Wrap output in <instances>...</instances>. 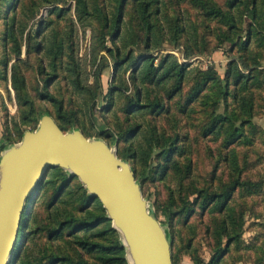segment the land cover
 <instances>
[{
  "label": "rangeland",
  "instance_id": "obj_1",
  "mask_svg": "<svg viewBox=\"0 0 264 264\" xmlns=\"http://www.w3.org/2000/svg\"><path fill=\"white\" fill-rule=\"evenodd\" d=\"M204 1L220 7L225 13H232L236 18L238 32L243 36L238 37L237 41L247 40L246 31L250 28L251 19L244 14L243 3L231 6V0ZM258 2L264 8V0ZM75 3V0H14L8 6V11H5V3L0 2V72L5 68L4 60L11 59L8 65L10 76L11 65L17 60L16 42L12 38L7 42L5 40V21L13 17L22 48V71L26 76V91L35 107L36 116L41 119L48 112L56 115L57 104L50 95L63 100L66 110L76 112L77 120L87 130L88 138L104 139L117 150L118 156L121 153L128 155V159L124 160L136 169L137 175L146 172L144 180L138 179V182L150 208L168 232L176 264H194L196 259L209 264L214 256H220L219 262L215 264H264L262 34L254 35L245 47L236 46L227 39L232 31V23L227 18L207 16V9L190 0H160V12L157 16L153 13L152 18L157 26L164 27L165 39H157V46L162 45L160 48H155L152 44L147 50L144 49L147 34L138 26L135 4L133 0H129L116 42L109 35L102 44L99 17L90 16L82 22L79 21L75 14ZM101 4H107L110 15L115 11V2L112 0H107L106 3L102 1ZM100 6L104 8L103 5ZM90 7L93 8L92 1ZM53 8H65L67 11L59 16L57 12L50 13ZM166 10L169 16L164 13ZM34 11H37L36 16ZM72 20L74 24L71 23ZM175 20H180V24L185 27L179 45L171 43ZM259 22L264 28V14L261 11ZM23 24H27V28L22 34ZM38 28L42 29V33L35 37ZM156 32H159L158 28ZM29 34L32 38L27 40ZM55 35L57 39L53 38ZM136 35L142 40V48L138 51L134 50L137 47L127 43ZM58 41H63L64 47L56 75L51 66L53 56L49 54V50L54 48L56 51ZM189 45L193 46L196 53L187 58L184 51ZM108 48L114 50V53L120 49V56L116 53L111 55ZM128 52L133 54L131 60L116 70V63ZM142 53L155 56V66L163 61L165 66H173L174 60L179 64H186V75L177 93H173L177 82L175 78L168 79L160 87L150 84V80L141 85L147 93L144 101L161 102L162 107L157 115L148 110L128 112L129 100L126 96L134 95L139 86L133 79V75L137 73L134 59ZM103 57L106 58L108 66L102 75L99 96L92 105L93 108H90L89 93L85 88L77 87L74 80L78 76L80 85H96L97 72L104 62ZM241 58L253 66L251 70L241 67L244 75L250 76L242 79L246 82L245 85L238 83L229 73L230 64L241 61ZM76 62L79 64L78 75L73 69ZM138 75L142 76L140 73ZM210 76L214 79H209ZM47 78L51 81L48 88H45ZM225 92L228 95L224 96ZM111 93L114 96L113 103H110ZM240 96L252 102V116L246 115L247 119L239 122L245 124L244 135L234 144H229L225 130L228 122L224 124L225 128H221V133L208 130L217 120L216 117L226 111L229 115L243 114ZM28 107L17 100L13 90L4 112L3 136L12 139L8 147L21 142L22 130H33V123L22 124L25 108ZM17 123L19 126L15 125ZM138 126L139 130L129 139L121 137V132ZM154 129L162 136L160 144H164V147L167 138H176V149L171 156L166 155L160 148L150 150L147 138ZM231 149L239 158L243 170L242 180L251 184L233 191L226 200H212L211 193L223 191L232 180L227 161ZM148 151L150 157L140 156L141 152ZM53 170L49 171L46 180L58 177L59 189L45 185L30 203L31 212L24 228L28 235L23 248L26 253L38 256L43 254L44 248L49 247L50 251L59 248L75 257L76 249L70 242V230L79 223L81 217H85L87 210L95 211L93 202L96 199L91 197V202L84 201L86 194L91 195L82 181L78 177H71L63 168L66 176ZM171 204L174 206L169 208ZM164 208L176 213L171 218L167 217L163 213ZM229 215L234 217L237 225L243 223V227L237 226V231H241L242 235L233 242H228L227 237H224L222 248L225 253L221 256L217 249L220 241L219 228L223 223L228 224L231 221ZM71 217L76 219L71 228H66L63 235L51 236L57 220ZM104 227L100 225L99 228ZM95 231L94 229L90 232ZM20 246L19 244L18 249ZM77 254H82V251L79 250ZM85 256L91 258L88 254ZM125 257L130 264L127 253Z\"/></svg>",
  "mask_w": 264,
  "mask_h": 264
},
{
  "label": "trees",
  "instance_id": "obj_2",
  "mask_svg": "<svg viewBox=\"0 0 264 264\" xmlns=\"http://www.w3.org/2000/svg\"><path fill=\"white\" fill-rule=\"evenodd\" d=\"M14 0H0V2L5 3L6 10L8 11V6L11 5V3ZM93 2V8L90 7V2ZM100 1V3H99ZM104 1L106 3L107 0H75V14L79 21H84L86 18L90 16H98L99 22H100V35H101V41L102 44L105 43L106 38L108 36H111L112 41L115 43L117 38L119 37L120 28L123 24V17L126 13V7L129 3V0H112L115 2V11L110 15L109 11L107 10V4H101V2ZM181 2V0H177ZM192 3L202 6V8L207 9L206 15L207 16H218V17H224L231 21L232 26L230 27L231 32H229V35L227 36V39L232 42V44L236 46L242 45L243 47L247 46V43L250 41V39L257 34H262L264 37V28L259 22V13L264 14V8H261L259 5V0H231V6H235L238 3L244 4V14H247V17L251 19L250 28L246 31L247 40L237 41L238 37H243L242 34L239 31L238 25L236 23V18L232 13H225L220 7L211 5L209 2H206L204 0H190ZM43 2H51V0H43ZM160 0H133V3L135 4V17L137 19V24L140 27L141 30L145 31L146 41H145V47L144 49L149 50L151 45L153 44L155 48H160L162 45L160 44L157 46V39H165L164 34V27L157 26L156 23L153 21L152 15H158L157 13L160 12V5L158 3ZM100 5H103L101 7ZM11 7V6H10ZM156 7V8H155ZM67 9L65 8H53L50 13L57 12L59 16L63 15ZM154 11V12H153ZM169 16V12L166 10L164 12ZM37 11H34V16H36ZM72 24H74V21H71ZM6 29H5V40L6 42L9 41V38H12L16 42V56L17 60L11 65V75L9 76V69L8 65L11 61V59H5L4 65L5 68L1 70L0 72V85H3L5 87L8 86L9 82L11 84L12 89L15 91V95L17 100L22 103L25 106H29L27 109L25 108L22 124L27 123H33L34 126L32 127L33 130L36 129V126L40 122V118L36 116L35 107L33 106V103L30 101L29 96L26 91V76L24 75L22 71V64L23 61L21 58L22 55V48L19 44L18 35H17V29L15 28V19L12 17L11 20L5 21ZM27 28V24H23V29L21 30V33L23 34L24 31ZM156 28H158L159 32H156ZM174 35L171 38V43L179 45L180 44V38L181 33L184 32L185 27L180 24V20H175L173 22ZM42 29L38 28L35 37H38V35H41ZM24 36V35H23ZM32 38V36L29 34L27 36V40ZM53 38L57 39V36H53ZM55 43V42H54ZM129 46H133L134 48L137 47V49H134L135 51H138V49L142 48V40L140 36L136 35L134 39H131L130 42H127ZM58 46V49L55 51L54 48H50L49 54H51L53 57V60L51 61V66L53 68V71L57 70L58 61L63 53V47L64 43L63 41H58L56 43ZM111 55L120 56L121 50L118 49L115 51L111 48L107 49ZM133 51V50H132ZM194 53L193 46H188L187 49H185L184 54L187 58L191 57ZM134 54V51H133ZM132 53H126L125 56L119 60L115 68L118 70L121 66H123L125 63H127L129 60H131ZM97 59V57H96ZM103 63L101 67L98 69L97 72V83L94 86L84 87L80 85V79L77 78L74 80L75 84L78 85L79 88H85V90L89 93L88 98V104L91 106L90 108H93L92 105L96 103V100L99 96V91L102 88L101 79L102 75L104 73V70L108 66L107 60L105 57H103ZM134 69L137 72L136 75H133V79L135 80L136 85L138 86L136 89V92L134 95L126 96L129 100V109L128 112H142L144 110H148L151 113L157 115L158 110L161 106V102H148L144 101V98H146L147 93L143 91V88L141 85H143L145 82H148L150 80V84H156L159 85V87L168 79L175 78L177 80L176 82V88L174 89V92H179L180 88L182 86V83L184 81L185 75H186V64H179L176 60L173 62V66H165V61L161 62L159 66H155V56L142 53L138 58L134 59ZM259 65V63L257 64ZM141 66V67H140ZM241 67L245 68L246 70H251L253 66L249 64V61L241 58V61L232 62L230 64L229 73L233 75L236 78V81L241 85H245L246 82L242 79L245 77H250L247 75H244ZM74 72H79V64L75 63V68L73 67ZM163 72V73H162ZM143 74L141 77L138 74ZM209 79H214L213 76H210ZM3 80V81H2ZM51 79L47 78L45 80V88H48ZM242 81V82H241ZM141 84H138V83ZM81 86V87H80ZM127 87V86H125ZM173 95V94H172ZM228 95V92H225L224 96ZM111 101L110 103H113V94H110ZM171 96V94H170ZM46 97V96H45ZM52 97V100L56 102L57 104V111L56 115H53L51 112H48L46 114H51L56 121L58 122L61 129L65 132H67L69 129H81L85 136L88 138L87 130L84 128L82 124H79L76 112L75 111H68L64 107V101L57 99L55 96H49ZM239 101L242 103L243 106V114L239 116L238 114H232L229 115L227 111L216 117L217 120L212 124V126L209 128L208 132H217L221 133V128H225L224 124L228 122L227 128H225L226 133L228 134L229 144H234L236 140L239 137H242L244 135V127L245 124L242 122L239 124L241 120H245L246 115H249V117L252 116L253 111V104L249 99H247L244 96H240ZM112 104H110L111 106ZM45 115V114H44ZM42 118V116H41ZM250 120V118H249ZM16 126H19V124H15ZM219 126V127H218ZM38 127V126H37ZM19 128V127H18ZM216 128V130H214ZM139 130V126L136 128H133L132 130H125L124 132H121V137H126V139H129L131 135H133L135 132ZM26 131L22 130L21 134L24 135ZM23 137H20V139ZM162 139V136L159 134L156 129L152 131V133L147 138V142L150 145V150H154L155 148H160L161 151H165L164 153L166 155L171 156L172 153L175 151L176 146L175 141L176 138H167L165 140V146L164 144H160V141ZM12 139L9 136H3V142L0 144V152L4 151L8 146L9 141ZM166 148V149H165ZM137 154V153H136ZM171 154V155H170ZM140 156H146L150 157L151 154L149 151L147 153L141 152ZM122 159H128V155L126 153H121L119 155ZM228 159V165L231 171L232 180L227 184V186L224 188L221 192H213L211 193L212 200L219 199V198H225L228 199L232 192L239 189L240 187H246L250 182H247L245 180H242V168L239 164V158L235 151L231 149L227 155ZM134 168V167H133ZM135 169V168H134ZM136 170V169H135ZM53 172H62V168H54ZM146 172L143 171V174L137 175V179L144 180V174ZM64 174V173H63ZM137 174V172H136ZM64 176H66L64 174ZM57 179L53 178L50 180H46L42 187L45 185H51L55 190L58 188ZM251 184V183H250ZM59 189V188H58ZM87 190L85 189V194ZM200 193L202 191L200 190ZM208 194V193H207ZM34 199V198H33ZM32 200L29 201L32 203ZM84 201L91 202L92 198L91 196H84ZM94 206L95 211L87 210V213L85 214V217H81L79 223L72 227V230H70V236L71 240L70 242L76 249V256H72L69 253L65 252L62 249L57 248V250L50 251V248H44L43 254L41 256L35 255L33 253H26L23 246L25 238L28 234H25L24 228L26 227L27 218L30 216V206L25 211L23 215V221L22 226L19 234V244L21 245L20 248L15 253V258L11 261L10 264H128L127 259L125 257V247L123 244V241L121 240V237L119 235L118 230L113 227L112 220L108 217V214L106 212V209L104 208L103 204L99 199L94 200ZM174 205H170L172 207ZM206 206V204H205ZM163 211L164 215L167 217H173V215L176 213L171 212V210H168L167 208H164ZM182 211V210H180ZM179 211V213H180ZM231 221L227 223H223L219 228V235H220V241L217 244V249L220 250V255L222 256L225 253V249L222 248L224 237H227L228 242L237 241L239 237H241L242 232L237 231L238 227H243V223L241 225L236 224V220L232 215L228 216ZM76 221L74 217L67 218L65 220H57V224H55V228H53L51 232V236H58L63 235L64 230L66 228H71L73 223ZM100 225H104L105 227L103 229H100ZM96 230L95 232H90L93 230ZM83 230V233H80V231ZM108 235V236H107ZM73 237V238H72ZM22 239V240H21ZM51 247V246H50ZM81 250L82 254L78 255V251ZM25 252V253H24ZM173 253V250H172ZM85 254L90 255L91 258H88L85 256ZM220 256L217 258L214 256L212 260L209 262V264H215L219 262ZM173 262L174 255H173ZM194 264H204L203 260L196 259Z\"/></svg>",
  "mask_w": 264,
  "mask_h": 264
},
{
  "label": "water",
  "instance_id": "obj_3",
  "mask_svg": "<svg viewBox=\"0 0 264 264\" xmlns=\"http://www.w3.org/2000/svg\"><path fill=\"white\" fill-rule=\"evenodd\" d=\"M54 168L78 177L101 201L130 264H174L168 232L144 197L132 165L104 139L87 138L81 129L63 131L51 114L1 155L0 264L13 260L29 201Z\"/></svg>",
  "mask_w": 264,
  "mask_h": 264
},
{
  "label": "crops",
  "instance_id": "obj_4",
  "mask_svg": "<svg viewBox=\"0 0 264 264\" xmlns=\"http://www.w3.org/2000/svg\"><path fill=\"white\" fill-rule=\"evenodd\" d=\"M12 87L9 82L8 86L5 87L3 85H0V144L3 142V124H4V117H5V110L8 105V100L11 98L12 94ZM3 151L0 152V158Z\"/></svg>",
  "mask_w": 264,
  "mask_h": 264
},
{
  "label": "bare ground",
  "instance_id": "obj_5",
  "mask_svg": "<svg viewBox=\"0 0 264 264\" xmlns=\"http://www.w3.org/2000/svg\"><path fill=\"white\" fill-rule=\"evenodd\" d=\"M131 263H132V261H131Z\"/></svg>",
  "mask_w": 264,
  "mask_h": 264
}]
</instances>
